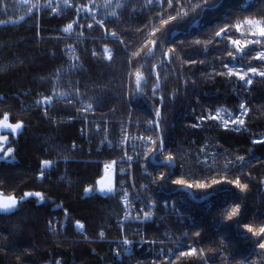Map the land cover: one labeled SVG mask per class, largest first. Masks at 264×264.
Returning <instances> with one entry per match:
<instances>
[{
    "label": "trees",
    "instance_id": "1",
    "mask_svg": "<svg viewBox=\"0 0 264 264\" xmlns=\"http://www.w3.org/2000/svg\"><path fill=\"white\" fill-rule=\"evenodd\" d=\"M68 3L86 0L0 3V120L8 113L9 123L23 125L13 153L0 159V195L44 196L0 212V264H169L172 251L171 264H245V258L264 264V250L243 227L264 226V143H253L264 137V76L248 73L253 82L242 87L224 67L264 71V61L255 59L264 37L245 23L264 27V0H172L171 7L169 0H95L103 29L89 30L82 11ZM55 8L60 17L51 15ZM221 29L228 34L217 37ZM69 48L81 65L72 66ZM46 97L51 101L38 103ZM241 102L245 123L225 128L223 120ZM157 109L159 127L144 131ZM128 120L153 136V150L162 146L157 160L172 157V166L147 165L156 178L149 188L155 208L167 203L179 210L157 225L120 223L119 196L102 198L98 191L101 168L121 156L104 142L115 145ZM43 161L52 163L38 178ZM138 174L140 183L145 178ZM238 178L247 185L243 191ZM205 192L213 195L201 198ZM235 205L240 210L229 220ZM125 238L132 248L118 261L112 249ZM186 244L202 255L181 256Z\"/></svg>",
    "mask_w": 264,
    "mask_h": 264
},
{
    "label": "built area",
    "instance_id": "2",
    "mask_svg": "<svg viewBox=\"0 0 264 264\" xmlns=\"http://www.w3.org/2000/svg\"><path fill=\"white\" fill-rule=\"evenodd\" d=\"M95 0H90V3H94ZM76 8L82 11V22L84 21V26L86 29H92L93 27H98L103 29L102 21L97 17L95 13H92L89 10V5H74ZM72 8V4H68V8ZM51 15L60 16V13L57 9H54ZM92 25V27H89ZM72 28H74V24L72 23ZM108 39H115L116 35L113 36L112 32H108L104 34ZM70 58H72V66L75 64L81 65V60L78 57V53L69 48L67 50ZM94 55V51H91ZM111 54V52H109ZM154 122V121H153ZM155 123V122H154ZM154 123H146L144 131L148 132L153 129ZM156 126V123L154 124ZM127 136V139H125ZM108 148H114L117 150L121 156L119 159L110 160L103 165V171H107L109 168L115 171V193L119 196V203L122 210V215L119 220L120 223H131V224H159L163 222L165 217L169 214H179V210L168 205L167 203H161L160 209L157 210L152 203L153 194L150 192V184L147 181L152 180L150 178L149 169L147 165H170L172 166V162H167L166 159L157 160L156 153L153 156V152L149 156H147L150 148L154 143V138L152 135L147 134L142 131L133 130L132 122L128 120L125 124L121 125V132L117 139V143L115 145L111 144L107 139L105 142ZM131 156L132 160H128L127 157ZM116 162L112 167L106 168V165H112L113 162ZM139 170L140 177H144L145 182H137L136 170ZM145 172V173H144ZM145 174L142 176V174ZM138 174V176H139ZM118 177V178H117ZM117 178V179H116ZM102 198L106 197L105 193L99 192ZM125 193H127V198H125ZM145 213H150V219L145 220ZM131 217V219H126V217ZM139 217V219H136ZM190 222L193 221V216H187ZM127 247L128 251L125 252L124 248ZM132 248V244L125 246L123 242L117 243V246L113 247L112 253L115 256L116 260H121L124 254L130 252ZM117 252H119V257H117Z\"/></svg>",
    "mask_w": 264,
    "mask_h": 264
},
{
    "label": "snow or ice",
    "instance_id": "3",
    "mask_svg": "<svg viewBox=\"0 0 264 264\" xmlns=\"http://www.w3.org/2000/svg\"><path fill=\"white\" fill-rule=\"evenodd\" d=\"M0 3H3V0H0ZM171 4H172V0H169V6L170 7H171ZM29 11H31V9ZM53 11H55V10H53ZM172 19H176V18L172 17ZM8 23H12V21H9ZM165 23H167V21H165ZM245 23L256 25L257 31L255 33H253V35H258L259 37H264V27L260 26V22L259 21L248 20V21H245ZM89 27H92V25H89ZM71 28H72V24H69L67 26V28L64 29V31L67 32ZM237 28H239V26H237ZM227 34H228V32H227L226 29H221L219 32L216 33V36L217 37H221L222 35H227ZM112 35L115 36V33H112ZM153 43H155V42H153ZM230 43L234 44V45H237V51L241 50L240 42L238 40H233ZM249 43L261 44V40H254V41H250ZM164 55H165L166 58L168 57V53H165ZM228 55L231 56L232 53L229 52ZM108 58L110 59L111 57L109 56ZM255 59L264 61V52H259L257 54V56L255 57ZM192 62L194 63L195 61H192ZM224 67L228 69V75H230V76H233V75L234 76H238V79L241 82H243V84L241 85L242 87H244L246 85H251L252 82H253L252 78L248 76V73H252L254 75H259V76H264V71H258L257 67L252 66V65H249L248 68H247V72H244V73H241L240 71H234L233 67H231L227 63L224 64ZM137 76L139 78L140 74L137 73ZM158 81H159V76H157V82ZM139 82L140 81L138 79L137 80V84L138 85H139ZM154 92H155V89H154ZM51 99H52V97H46L43 101L38 102V103H43V104L46 105L49 101H51ZM69 102H71V101H69ZM91 107H92L91 105H88L87 108L85 109V111H90ZM239 108H240V111L237 114H235V115L228 114L230 119H224L223 120V125L225 126V128H227L229 123H231L233 125H237V126L243 125L245 123L243 117L248 114V108L246 107L245 103H243V102L240 103ZM156 115L157 116L160 115L159 109H157ZM218 115H219V110H218L217 115L212 116L210 118L211 119H217ZM200 119L202 121V120L205 119V117H201ZM8 121H9V115H8V113H4L3 120H0V126H2L5 129H10L13 134H15L17 132V130H19V129H21L23 127L22 123H20V122H17L15 124H11V123H8ZM150 123H154V122H150ZM194 126H199V125L197 124V125H194ZM156 127L158 128L159 125L156 124ZM125 139H127V136H125ZM0 141L7 142V137L6 136H0ZM253 143H256V144L264 143V137L254 139ZM0 147H2V146H0ZM12 151H13V149L11 147H9L6 152H3V156L7 157L10 153H12ZM160 151H162V146L157 148V149H155V150H153V153H152L153 156H155L156 153L160 152ZM127 159L128 160H132V157L128 156ZM238 159L243 161L244 158L243 157H239ZM171 160H172L171 156L166 158V161L169 162V163L171 162ZM51 163L52 162H50V161H43L42 162L41 170H40V176L38 178H43L45 171L48 169V167H50ZM115 163L116 162L114 161L112 165H106V168L112 167ZM162 178L166 180L167 177L165 176V177H162ZM173 183L181 185V184H184V181L183 180H174ZM215 183H217V181H213V184H215ZM234 183L236 184L237 187L240 188L241 191H243L247 187L246 184H241L240 183L239 178ZM188 187L191 188L192 185L189 184ZM197 187L202 189V188H205L206 186L204 184H199V185H197ZM88 191H90V189L86 188L85 192H88ZM100 191L102 193H104V192H112L113 189L111 187H109L107 189L101 188ZM211 195H213V193L205 192V193H202L201 198L210 197ZM32 196H35V197L39 198V200L41 202H43V200H44V196L40 192H35V193L26 192V193H24V196L20 198L19 201L14 196L9 195V196H6V197L3 198V202H0V211H2L5 214L6 213H11L13 210H15L17 208L19 203L23 202L25 199H28L29 197H32ZM125 198H127V193H125ZM239 210H240V205H235V207H233L231 209V211L228 214L227 218L229 220H231L233 217L237 216ZM66 215H67V213H66ZM150 218H151L150 217V213H145L144 219L148 220ZM126 219H131V217L130 216L126 217ZM136 219H139V217H136ZM49 225H50V227L54 228V225H53L52 221L49 222ZM83 227L84 226L82 224L77 222L76 228H77L78 231L82 230ZM243 227H244V229H245V231L247 233H251L252 234L251 237H246V238L247 239H252L253 237H255L256 239L253 240V243L260 250H264V226L259 227L258 230H254V228L251 225H248V224H245ZM100 235L102 237L103 233H101ZM197 235H199V233H197ZM132 243L133 242L128 240L127 238H125L123 240V245H125V246H128V245H130ZM124 251L127 252L128 248L125 247ZM196 251L197 250L195 248H192L189 252H186V253L185 252H181L180 255L181 256H185V255L190 256V255L196 254ZM172 255H175L174 251L169 253V257H168L169 264H171L170 257ZM117 257H119V252H117ZM18 259H19V257H18ZM56 264H60V261H56ZM245 264H247L246 258H245Z\"/></svg>",
    "mask_w": 264,
    "mask_h": 264
},
{
    "label": "rangeland",
    "instance_id": "4",
    "mask_svg": "<svg viewBox=\"0 0 264 264\" xmlns=\"http://www.w3.org/2000/svg\"><path fill=\"white\" fill-rule=\"evenodd\" d=\"M68 4H72L73 5L72 8L69 7L71 10H79V9H75L76 7L74 6V3H68ZM92 4L93 3H90V0H86V3L83 4V5L84 6H88L89 5V10L92 13H94L92 11ZM55 9H57V8H55ZM57 10L59 11L60 16H61L62 15V10L61 9H57ZM60 16H58V17H60ZM153 120L157 124L158 123V116L156 115ZM21 129L17 130V132L15 134H13L10 129H5L2 126H0V136H6L7 137V142L0 141V146H2V147H0V159H5V158L9 157L13 153V151H12V153H10L7 157H4L3 156V152H6L9 147H11L12 149H14V146L12 145V143L14 142V140L17 139L18 134L21 131ZM151 152H153V147L150 148L147 156H149L151 154ZM103 169L104 168L102 167L101 168V178L97 182V184H98V191L101 192L100 191L101 188L107 189V188L111 187L113 189L112 192H114L115 191V187H114V183H115V171L112 170V168H109L107 171H103ZM144 173L142 174V176L145 175ZM153 177L155 178L154 175H153ZM159 179L160 178L158 176V179H157V187L158 188L157 189L158 190H161V192H162L164 189H163V186H161L160 181H158ZM147 180H148V178H147ZM143 181L145 182V180H143ZM152 181H153V179L152 180H148L147 182L148 183H153ZM155 186H156V184H155ZM104 193L107 194L109 192H104ZM3 198H4V196H1L0 195V202H3ZM0 212H2V211H0ZM186 247H187V252H189L192 248H195L197 250L196 252L201 254L200 250H198V248L192 246V244H186Z\"/></svg>",
    "mask_w": 264,
    "mask_h": 264
},
{
    "label": "bare ground",
    "instance_id": "5",
    "mask_svg": "<svg viewBox=\"0 0 264 264\" xmlns=\"http://www.w3.org/2000/svg\"><path fill=\"white\" fill-rule=\"evenodd\" d=\"M121 132V131H120ZM120 132H119V134H120ZM159 153V152H158Z\"/></svg>",
    "mask_w": 264,
    "mask_h": 264
}]
</instances>
